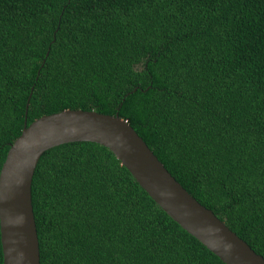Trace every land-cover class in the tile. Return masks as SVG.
<instances>
[{
  "label": "trees",
  "instance_id": "16d2710c",
  "mask_svg": "<svg viewBox=\"0 0 264 264\" xmlns=\"http://www.w3.org/2000/svg\"><path fill=\"white\" fill-rule=\"evenodd\" d=\"M68 109L118 112L264 257V0H0V172ZM32 203L40 264H225L97 143L47 150Z\"/></svg>",
  "mask_w": 264,
  "mask_h": 264
},
{
  "label": "water",
  "instance_id": "95a60500",
  "mask_svg": "<svg viewBox=\"0 0 264 264\" xmlns=\"http://www.w3.org/2000/svg\"><path fill=\"white\" fill-rule=\"evenodd\" d=\"M29 100L26 107L28 113ZM93 142L108 148L148 195L225 264H264V257L199 203L167 170L119 113L64 110L45 115L11 145L0 172V230L4 264H40L32 203L33 177L41 156L56 146Z\"/></svg>",
  "mask_w": 264,
  "mask_h": 264
}]
</instances>
